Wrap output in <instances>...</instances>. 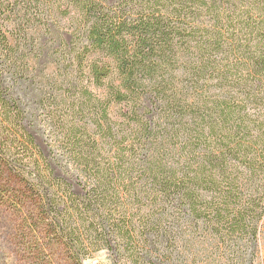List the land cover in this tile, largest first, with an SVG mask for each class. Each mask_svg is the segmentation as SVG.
<instances>
[{"label": "trees", "instance_id": "obj_1", "mask_svg": "<svg viewBox=\"0 0 264 264\" xmlns=\"http://www.w3.org/2000/svg\"><path fill=\"white\" fill-rule=\"evenodd\" d=\"M1 217L29 264H259L264 0H0Z\"/></svg>", "mask_w": 264, "mask_h": 264}, {"label": "rangeland", "instance_id": "obj_2", "mask_svg": "<svg viewBox=\"0 0 264 264\" xmlns=\"http://www.w3.org/2000/svg\"><path fill=\"white\" fill-rule=\"evenodd\" d=\"M63 24H65L63 22ZM66 32V31H65ZM68 32V31H67ZM47 66V73L53 68L48 63H43ZM48 68H50L48 70ZM55 132L50 123H45L37 129H33L32 134L40 147L41 151L50 155L56 165L57 173L63 174V165L68 162L67 155L59 148L58 137L53 133ZM63 170V172H62ZM75 181V179H72ZM8 215V214H7ZM13 219V218H9ZM19 222L17 218L13 222H2L0 218V264H29V261L24 257V253L21 252V248L17 244V229L16 224ZM261 234L256 244V256L259 264H264V219L261 223ZM105 251L96 252L92 258L86 259L84 264H107Z\"/></svg>", "mask_w": 264, "mask_h": 264}]
</instances>
